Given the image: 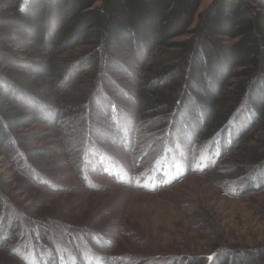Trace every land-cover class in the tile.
<instances>
[{
	"label": "trees",
	"instance_id": "trees-1",
	"mask_svg": "<svg viewBox=\"0 0 264 264\" xmlns=\"http://www.w3.org/2000/svg\"><path fill=\"white\" fill-rule=\"evenodd\" d=\"M200 4L201 0H0L1 156L19 164V147L27 140L19 130L45 123L51 116L59 118L66 103L53 94H73V108L85 113L87 120L85 124L77 117L82 120L79 136L87 130L80 144L89 153L86 156L96 159L95 165L90 158L83 165L86 172L113 175L114 160L90 134L93 131L124 144L134 157L142 150L140 161L154 154L149 166L158 181L161 169L167 170L165 164L173 158L172 150L185 147L187 137L188 160L195 153L218 160L224 146L240 139L237 145L245 158L235 169L237 179L244 186L260 185L264 179V0H214L200 11L193 26ZM182 36L187 37L178 40ZM225 40L233 42L223 45ZM77 46L89 50L80 58L64 56ZM85 71L88 77L81 75ZM113 73L126 76L128 82H109L107 90L114 89L110 94L115 97L100 95ZM72 83L85 88H73ZM101 108L107 119L99 117ZM72 122L68 120L72 127L80 124ZM152 126L163 129L160 138L140 146L136 138ZM246 128L243 137L249 134L253 143L246 144L241 137ZM39 151L24 154L32 159L42 156ZM159 159L163 161L157 167ZM84 179L90 180L88 175ZM6 198L0 188V244L6 243L2 235L10 223ZM25 227L29 228L25 239L41 245L35 239L39 231L32 224ZM21 242L10 245L19 249ZM44 246L47 257L42 264H73L62 259L52 262L56 252ZM214 262L210 264H264V249L232 253ZM205 263L199 258L174 262Z\"/></svg>",
	"mask_w": 264,
	"mask_h": 264
},
{
	"label": "rangeland",
	"instance_id": "rangeland-1",
	"mask_svg": "<svg viewBox=\"0 0 264 264\" xmlns=\"http://www.w3.org/2000/svg\"><path fill=\"white\" fill-rule=\"evenodd\" d=\"M213 1L201 0L193 26L200 11ZM232 42L225 40L223 45ZM88 50L77 46L64 56L80 58ZM113 74V80H106L100 88V95L113 93L114 89L107 90L109 82H128L126 76ZM70 86L85 88L77 83ZM53 95L66 106L59 118L51 116L45 123L19 130L27 139L19 147V164L1 156L0 145V188L7 196L10 217L2 235L7 244H0V264H42L47 257L44 245L56 252L52 262L62 259L73 264L76 260L85 264H174L178 259L198 258L210 264L220 263L232 253L264 249V179L254 187L237 179L240 175L235 169L245 158L237 145L240 139L231 147L224 146L218 160L200 153L188 160L187 137L185 147L178 145L172 150L173 158L167 160V170L161 169L162 180L158 181L153 178L157 172L149 166L154 154L140 161L142 150L134 157L124 144L110 141L105 134L98 137L93 131L90 134L114 160L113 175L93 169L86 172L83 165L88 159L96 162L94 156H86L80 144L87 133L86 115L73 108V94ZM100 113L101 119H107L105 110L101 108ZM77 117L85 123L80 136L77 130L82 120L78 122ZM70 119L80 124L72 127ZM246 132L247 128L241 131L244 143H253L249 134L243 137ZM161 133L160 126H152L136 139L146 146ZM32 149H39L42 156L29 159L24 153ZM162 161L155 165L160 167ZM29 224L39 231L35 239L41 242L40 249L25 239ZM19 241L23 247L12 246Z\"/></svg>",
	"mask_w": 264,
	"mask_h": 264
}]
</instances>
